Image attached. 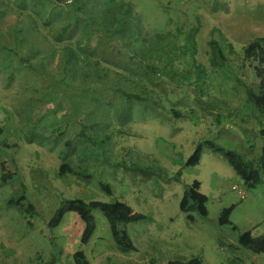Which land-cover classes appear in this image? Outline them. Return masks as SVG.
<instances>
[{
	"label": "rangeland",
	"instance_id": "374dc122",
	"mask_svg": "<svg viewBox=\"0 0 264 264\" xmlns=\"http://www.w3.org/2000/svg\"><path fill=\"white\" fill-rule=\"evenodd\" d=\"M263 35L264 0H0V264H75L77 250L88 264H264V251L235 245L243 231L264 236V174L249 188L209 149L185 165L204 139L258 163L264 119L247 88L264 77L242 50ZM211 38L223 69L210 64ZM63 162L75 173L59 175ZM194 179L208 213L188 221L179 204ZM22 195L35 214L8 204ZM68 198L146 214L123 226L135 249L113 241L97 209L87 244L75 212L48 227ZM231 204L235 229L217 221Z\"/></svg>",
	"mask_w": 264,
	"mask_h": 264
},
{
	"label": "trees",
	"instance_id": "16d2710c",
	"mask_svg": "<svg viewBox=\"0 0 264 264\" xmlns=\"http://www.w3.org/2000/svg\"><path fill=\"white\" fill-rule=\"evenodd\" d=\"M197 30V27L194 28ZM209 48V61L210 64L217 69H223L226 67L227 61L224 55L223 49L219 42L211 38L208 41ZM243 60L250 57H254L258 62L256 73L259 77H264V35L255 37L250 40L242 50ZM199 71H202L199 66H196ZM247 97L250 103L255 109L262 115L264 119V81L262 82L258 91L248 87ZM78 136L84 139H88L89 143H92L85 132L81 129ZM71 142L65 143L66 147H70ZM204 149H209L214 153L222 155L233 168L235 173L242 179L243 183L252 188L256 186L264 174V147L261 150V155L257 164L244 160L237 152L226 149L222 145L218 144L214 140L204 139L195 145L192 153L188 156L185 161V165H195L199 162L201 154ZM117 167L119 163L115 164ZM122 165V164H121ZM125 169H130L136 172L144 173V170L137 165H129L128 167L122 165ZM59 175L66 173H75L73 167L68 163H61L59 166ZM78 173V172H76ZM82 175V174H81ZM86 177V175H82ZM1 181H5L3 176ZM98 185L101 190L107 195H111L112 189L110 185L104 181H99ZM207 196L200 191V182L194 179L190 185L184 191L183 197L179 204V208L186 214L188 221H193L194 216L191 213L196 211L200 217H206L208 210L206 206ZM24 196H20L18 199L8 200L9 205L19 207V210L23 213L35 214V209L29 202H24ZM234 208L231 204L227 207H223L217 218L219 225H231L233 229L236 228L230 220V214ZM99 210L105 217L111 237L113 241L120 245L122 248L127 250H134L135 246L129 236V233L123 227L132 222H138L141 220H147L148 216L141 213L127 204L125 201L116 199L114 201H102V200H84L82 198H68L60 201L59 205L53 211L49 218L47 225L48 227H56L62 220L63 216L67 212H75L79 218L83 221L84 226L80 236V243L87 244L96 228V221L92 214V210ZM235 245L242 248L250 253H260L264 251V236L263 235H252L249 230L243 231L238 234ZM75 264H88V260L82 250H77L72 255ZM51 264L53 262L51 261ZM108 264V263H107ZM165 264H203L201 259L197 256L190 257L185 260L169 259Z\"/></svg>",
	"mask_w": 264,
	"mask_h": 264
}]
</instances>
